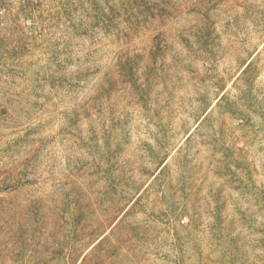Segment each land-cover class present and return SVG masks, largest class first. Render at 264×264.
Listing matches in <instances>:
<instances>
[{
	"label": "rangeland",
	"instance_id": "rangeland-1",
	"mask_svg": "<svg viewBox=\"0 0 264 264\" xmlns=\"http://www.w3.org/2000/svg\"><path fill=\"white\" fill-rule=\"evenodd\" d=\"M0 264H264V0H0Z\"/></svg>",
	"mask_w": 264,
	"mask_h": 264
}]
</instances>
